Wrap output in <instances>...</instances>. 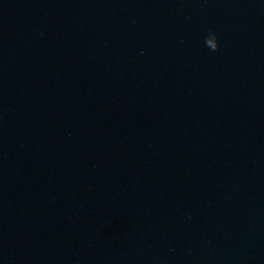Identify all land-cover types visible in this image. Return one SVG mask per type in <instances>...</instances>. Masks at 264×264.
<instances>
[{"label":"water","instance_id":"95a60500","mask_svg":"<svg viewBox=\"0 0 264 264\" xmlns=\"http://www.w3.org/2000/svg\"><path fill=\"white\" fill-rule=\"evenodd\" d=\"M0 264H264V0H0Z\"/></svg>","mask_w":264,"mask_h":264},{"label":"clouds","instance_id":"9594fccd","mask_svg":"<svg viewBox=\"0 0 264 264\" xmlns=\"http://www.w3.org/2000/svg\"><path fill=\"white\" fill-rule=\"evenodd\" d=\"M209 36L214 37V40H210ZM209 36L205 39L206 46L213 52L218 51L217 37L214 34H210Z\"/></svg>","mask_w":264,"mask_h":264}]
</instances>
